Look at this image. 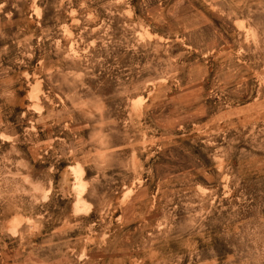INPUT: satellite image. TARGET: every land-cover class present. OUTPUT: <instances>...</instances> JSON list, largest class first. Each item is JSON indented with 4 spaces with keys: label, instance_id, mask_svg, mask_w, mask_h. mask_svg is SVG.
I'll list each match as a JSON object with an SVG mask.
<instances>
[{
    "label": "rangeland",
    "instance_id": "374dc122",
    "mask_svg": "<svg viewBox=\"0 0 264 264\" xmlns=\"http://www.w3.org/2000/svg\"><path fill=\"white\" fill-rule=\"evenodd\" d=\"M0 264H264V0H0Z\"/></svg>",
    "mask_w": 264,
    "mask_h": 264
}]
</instances>
